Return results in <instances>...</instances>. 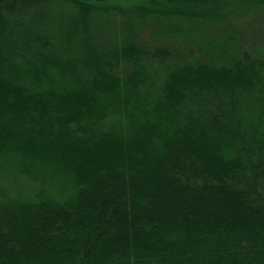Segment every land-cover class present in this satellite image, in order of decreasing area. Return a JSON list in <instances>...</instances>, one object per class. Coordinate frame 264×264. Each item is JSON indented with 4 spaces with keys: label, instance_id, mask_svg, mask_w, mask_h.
<instances>
[{
    "label": "trees",
    "instance_id": "1",
    "mask_svg": "<svg viewBox=\"0 0 264 264\" xmlns=\"http://www.w3.org/2000/svg\"><path fill=\"white\" fill-rule=\"evenodd\" d=\"M0 264H264V0H0Z\"/></svg>",
    "mask_w": 264,
    "mask_h": 264
}]
</instances>
